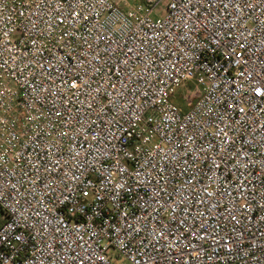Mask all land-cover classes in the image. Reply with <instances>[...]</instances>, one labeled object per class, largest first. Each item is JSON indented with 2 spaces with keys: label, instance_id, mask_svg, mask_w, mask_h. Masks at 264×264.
I'll use <instances>...</instances> for the list:
<instances>
[{
  "label": "built area",
  "instance_id": "1",
  "mask_svg": "<svg viewBox=\"0 0 264 264\" xmlns=\"http://www.w3.org/2000/svg\"><path fill=\"white\" fill-rule=\"evenodd\" d=\"M0 264H264V0H0Z\"/></svg>",
  "mask_w": 264,
  "mask_h": 264
},
{
  "label": "rangeland",
  "instance_id": "2",
  "mask_svg": "<svg viewBox=\"0 0 264 264\" xmlns=\"http://www.w3.org/2000/svg\"><path fill=\"white\" fill-rule=\"evenodd\" d=\"M137 1H140V0H129L130 3H134V2H137ZM2 224V212L0 210V225ZM115 264H125L124 263V260L122 259H119V258H115Z\"/></svg>",
  "mask_w": 264,
  "mask_h": 264
}]
</instances>
